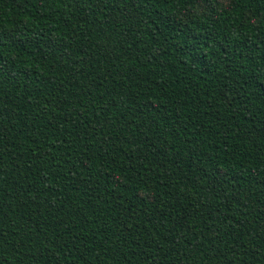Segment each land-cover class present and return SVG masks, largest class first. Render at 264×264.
I'll use <instances>...</instances> for the list:
<instances>
[{"label":"trees","instance_id":"16d2710c","mask_svg":"<svg viewBox=\"0 0 264 264\" xmlns=\"http://www.w3.org/2000/svg\"><path fill=\"white\" fill-rule=\"evenodd\" d=\"M0 264H264V0H0Z\"/></svg>","mask_w":264,"mask_h":264}]
</instances>
